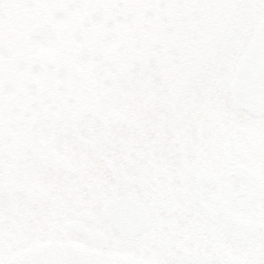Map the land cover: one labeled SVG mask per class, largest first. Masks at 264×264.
<instances>
[{
	"label": "snow or ice",
	"instance_id": "snow-or-ice-1",
	"mask_svg": "<svg viewBox=\"0 0 264 264\" xmlns=\"http://www.w3.org/2000/svg\"><path fill=\"white\" fill-rule=\"evenodd\" d=\"M0 264H264V0H0Z\"/></svg>",
	"mask_w": 264,
	"mask_h": 264
}]
</instances>
